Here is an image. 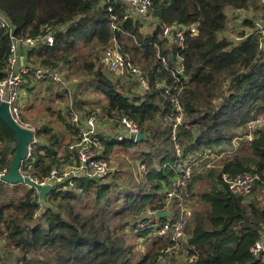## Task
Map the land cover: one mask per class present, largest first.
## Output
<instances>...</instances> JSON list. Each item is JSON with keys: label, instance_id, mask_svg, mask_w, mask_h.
<instances>
[{"label": "trees", "instance_id": "16d2710c", "mask_svg": "<svg viewBox=\"0 0 264 264\" xmlns=\"http://www.w3.org/2000/svg\"><path fill=\"white\" fill-rule=\"evenodd\" d=\"M113 1L0 0V16L7 21L0 26V81L7 74L11 35L40 39L44 26L53 29L54 44L40 40L25 51V64L64 71L60 83L25 79L23 89L27 92L35 86L43 89L40 100L47 104L45 112L40 109L42 113L54 116L51 104L57 100L65 104L66 113L56 112L64 131L55 132L45 122L35 123L37 144L21 171L40 181L53 168L67 163V146L83 127L82 123L78 127L71 124L69 112L78 113L83 120L90 116L82 110L86 98L70 102L73 107L64 101L74 78L104 94L105 102L96 112L102 123L108 117L116 126L126 117L146 137L140 143L134 139L109 143L105 139L104 157L117 149L116 145L128 150L127 146L148 143V151H139L135 157L149 170L134 196H121L117 187L104 179L79 176L73 178L71 188L67 181L55 186L46 197L45 208L32 199L33 190L24 184L10 186L0 181V264H150L156 258L162 238L155 236L141 254L128 245L124 234L129 217L144 211L142 221H149L146 210L162 209L157 188L168 185L177 174L180 158L171 128L162 120L173 113V107L156 87V80L171 87L178 82L181 87L178 99L184 117L176 138L183 158L206 151L220 156L233 149V139L242 138L249 121L264 115V48H259L253 34L259 17L264 18V0H153L147 18L158 24L150 33L141 31L140 20H124L128 5ZM235 13L240 14L235 18ZM227 16L241 29L236 44L225 37L230 25ZM111 24L118 31H113ZM191 24L197 25L198 33L186 35L183 49L178 51L184 71L172 77L169 69L175 65L177 48L168 45L164 32L175 25ZM113 39L146 75L149 93L135 95L128 86L126 91L119 78L103 70L102 54ZM156 46L167 58V69L157 63ZM31 108L27 104L25 111ZM65 131L71 134L68 140ZM239 141L232 154L195 175L189 186L188 200L194 202L187 234L196 259L185 264H264V253L257 257L250 254V248L264 238V125L251 142ZM15 142V135L0 120V168H8ZM154 159L157 169L152 167ZM222 173H251L259 179L244 199L229 192ZM157 198L160 201L155 202ZM164 221L157 223L163 225Z\"/></svg>", "mask_w": 264, "mask_h": 264}, {"label": "built area", "instance_id": "2783aa9c", "mask_svg": "<svg viewBox=\"0 0 264 264\" xmlns=\"http://www.w3.org/2000/svg\"><path fill=\"white\" fill-rule=\"evenodd\" d=\"M110 2V0H103ZM125 2L128 5L127 12L124 15V20L131 18V13H135L140 18H147V14L151 9L153 0H114ZM107 10L112 12V7L108 6ZM114 19V18H113ZM7 25V21L0 16V26ZM113 31H118L116 25H112ZM44 36L38 38H18L15 39L11 35L10 55L7 58V74L6 77L0 81V102H5L8 105L9 112L21 127L29 129L33 134V141L28 146V158L31 156L35 144H37L36 131L37 127L27 121H22V103H23V85L27 77H31L33 81L37 82H54L60 83L63 81L64 71L50 70L45 68H30L26 64L18 65V45H21L24 50L33 49L40 40H43L49 46L54 44L53 29L51 26H44ZM172 44L177 48L176 62L169 70L171 76L175 77L177 73L182 74L184 71V60L181 55H178V51L183 49L184 40L187 34L190 36H196L197 25L191 24L175 25L172 27ZM165 33V32H164ZM257 40L260 49L264 48V18L259 20V23L255 24V30L253 33ZM155 58L157 63L162 68L167 69V58L161 54L160 49L156 46ZM174 58V56H173ZM102 68L109 74L114 75L115 78L121 80V86L130 87L132 92H136L141 96L150 92V85L146 75L143 73L140 67L136 66L131 57L122 51V47L117 39L112 40L111 46L105 50L102 54ZM127 79L128 82L122 81ZM156 87L162 90L163 96L169 101L173 107V113L163 117V122L171 128L172 136L175 137L178 133V129L183 123V109L179 103V93L181 87L178 82L173 87L168 86L164 81L156 80ZM74 112V111H71ZM69 121L72 125L78 127L83 122L81 116L74 112L69 114ZM97 115L88 116L84 122V127L77 129L74 140L67 146L69 156L75 161V165L72 168L59 167L53 168L48 175L42 177L40 181L33 179L30 175V179L34 180L38 184L45 185L50 184L53 188L57 185H61L67 181V187L74 186L73 178L84 176L90 179H104L110 172V160L104 157L105 147L103 141L106 139L109 143L123 142L124 140L134 139L139 133V128L126 117H122L119 122V126L122 130H118L116 133L101 132L99 127L94 126L97 124ZM102 125V124H101ZM264 125V116L249 121L246 126V133L242 138H234L232 141L233 149L235 148L239 139L251 142L254 136ZM100 126V124H98ZM185 129L189 128V125H184ZM177 154L179 156L178 172L174 181L170 182L171 185L168 188H162L163 196L159 203L162 205V209L146 213L149 217V221L155 218L157 212H169V217L164 221L163 225L157 229H161V233L158 236L160 238H166L165 247L160 249L157 259L153 260L150 264H185L186 262H192L196 259L194 254V247L189 243L187 234V225L193 214L192 202L189 198V186L193 181L195 175L202 173L204 169H210L209 165H213L206 161L203 165H200L203 159L209 157H215L216 154H211L210 151L201 153H195L193 155L183 158L180 156L178 145L175 146ZM205 156V157H203ZM1 160V158H0ZM144 167V165H143ZM22 168V167H21ZM8 168H0V176L7 174ZM223 183L227 186L230 193L242 197L244 199L249 198L252 189L258 181L259 177L256 174L243 173L236 175H229L226 173L221 174ZM32 199L40 204L37 192L33 190ZM176 201L174 206L171 203ZM189 202V203H188ZM171 210H174L172 215ZM155 222L158 220L155 218ZM260 253H264V238L258 240L251 248L250 254L253 257H257Z\"/></svg>", "mask_w": 264, "mask_h": 264}, {"label": "rangeland", "instance_id": "374dc122", "mask_svg": "<svg viewBox=\"0 0 264 264\" xmlns=\"http://www.w3.org/2000/svg\"><path fill=\"white\" fill-rule=\"evenodd\" d=\"M236 14L239 15L240 13H235V18L237 16ZM244 14H245V12L243 14H240V16L238 17L239 20H237V21L240 22L241 15H244ZM259 18L262 19L263 18L262 15ZM228 20L230 22V25L228 27L229 29L226 30V36L225 37H226V39L230 40L231 43H235L238 40V39H236L235 36L237 35L238 31H240L241 29L238 26L235 27L234 20L232 19V17L231 18L228 17ZM146 30H147V27H146ZM30 81H32V80H30ZM122 81L125 83V85L128 82L127 79H123ZM70 82H71V85H73V87H75V89H74V91H72L70 89V94L64 97V101L70 105L73 101L78 102V100H80L79 102H81L82 100H84V98H86V100L84 102H87V100H88V102H87L86 106L84 107V109H82V110H87V112L90 115L96 116L97 115L96 112L98 110L100 111V107H99L100 104L105 102L104 94L97 92L92 87H86L87 84H85V85L83 84L84 86L78 84V81L75 78L71 79ZM125 89H126V91L129 90L126 87H125ZM33 90H36L34 92V94H31L32 98H34V99L29 101L27 104H31L32 111H34V114L36 113V114L41 115L42 110H40V109L46 108V104H47L46 102H42L40 100V98L44 96L43 89L42 88H40V89L36 88V86H35L33 89H28V92L25 89H23V93L26 94L25 98H27V94L31 93ZM134 93H135V95H137L136 92H134ZM37 97L39 98V100L41 102H39L37 100ZM74 102H73V104H74ZM25 103L22 105V108H23L22 113H23L24 117L28 120V124L30 123L32 125V127H34L30 117L28 116V113L25 111V107L27 105V104L25 105ZM59 106H60V104H58L56 106H54V104L53 105L51 104V110H55V115L54 116L51 115L52 119H49L48 122H45V123H48L50 125L49 127L52 128V130L55 132H60V131L65 129L64 127H62L59 124V122L56 118V112H62V110H60V109H62V108L64 109L65 104H63L62 107H59ZM71 106H72V104H71ZM44 112H45V110H44ZM82 112H83L82 114L85 115L84 111H82ZM70 113H74V112H69V114ZM46 114L48 115V114H50V112H46ZM97 118H98V122H97V124L94 123V126L99 127L98 124L102 123L103 121H101V119L98 117V115H97ZM103 120L105 122L104 123L105 126H101V128L105 129V132L116 133L118 130H122V127L119 126V124H116V126H115L113 119H110L108 117H104ZM40 123H42V122L40 121ZM246 126H247V124H246ZM245 131H247L246 128H245ZM139 133H140V131H139ZM172 139L174 140L173 136H172ZM243 141H244V139H242L239 142H243ZM177 144H178L177 138L175 137V146ZM147 145H148V143H144L141 145L133 144L130 147L127 146L128 150L118 148L116 145L115 147L117 149H114L112 151V153H111L112 158L109 162L110 172H109L108 176L106 178H104V180L107 183H109L111 186L117 187L121 196L126 197V195H128V196L136 195V193L138 192V189H139V185L142 184L143 182H146V177H147V174L149 172L147 165L143 164L142 161L140 160V158H136L135 155L139 151L147 152L148 151ZM121 147H123V146H121ZM234 150L235 149H232V148L226 149L225 151H223V153H220V156L218 155L219 158L217 156V158L209 157L207 159H203L202 160L203 162L200 165H203L204 163H206V161H208V159L211 160V161H208L211 164H214L215 162L218 163V161H220L219 159L222 156H225V154H227V155L232 154ZM210 153L213 154V152H211V151H210ZM203 157H205V156H203ZM156 162L157 161L154 159V164L152 167L155 169L158 168V165ZM217 163H215V164H217ZM143 165H144V167H143ZM208 165H209V168L214 167L213 165H210V164H208ZM176 167H177L176 171L178 172V165ZM175 178H176V176L172 177L170 179V182L171 181L173 182ZM170 185H171V183H169L168 185H163V187L168 188ZM163 187L157 188V189H160L159 195H160L161 199L163 196V190H162ZM159 200L160 199L157 198V199H155V202H158ZM122 201H124V200L122 199ZM193 202H194V200H192V203ZM174 204H176V201L172 202L171 206H174ZM148 211L149 210H146L145 212L147 213ZM143 212L144 211H141L138 216L129 217V219L125 220V222L127 221V225L124 229V234H125V238H126L125 240H127L128 245H131V248H133L134 251H137L141 254L145 253L146 250L148 249L147 243H151L153 238H155V235H159L161 233V229L157 230L160 226L157 222H155V218H152V220H150V221H142V219L146 218L145 215L142 214ZM166 212H170V211L167 210ZM160 213H162V212H160ZM171 213L173 215L174 210H171ZM169 216L170 215L168 214L166 217H164V220H166L167 217H169ZM166 240H167L166 238L161 239V243H162L161 248L165 247V241ZM160 249L158 250V252L156 254L155 260L157 259V255L159 254Z\"/></svg>", "mask_w": 264, "mask_h": 264}, {"label": "water", "instance_id": "95a60500", "mask_svg": "<svg viewBox=\"0 0 264 264\" xmlns=\"http://www.w3.org/2000/svg\"><path fill=\"white\" fill-rule=\"evenodd\" d=\"M154 22L156 25L158 24L157 21ZM171 31V27L167 28L164 35L165 38L172 43V38L170 36ZM18 50V65L22 66L24 65L23 54L25 53V50L21 45H18ZM170 59H173L172 55L170 56ZM0 120L10 129L16 138L14 152L8 163L7 174L0 176V181L10 186L24 184L31 190H35L37 192L41 206L45 208L47 206L46 197L53 190V186L50 184H38L28 176L21 173L22 164L28 159V146L33 141L32 131L21 127L17 122L14 121L9 112L8 105L5 102H0ZM145 140L146 137L142 133L137 134L134 138L135 143H140ZM168 214L169 212H158L155 214V218L157 220H161Z\"/></svg>", "mask_w": 264, "mask_h": 264}, {"label": "crops", "instance_id": "0c3cea01", "mask_svg": "<svg viewBox=\"0 0 264 264\" xmlns=\"http://www.w3.org/2000/svg\"><path fill=\"white\" fill-rule=\"evenodd\" d=\"M131 18L132 19H137V20H140L141 22H142V28H141V31L142 32H145V33H150V32H152L154 29H155V23H154V21L153 20H151L150 21V19H148V18H140L139 16H137L134 12L133 13H131ZM146 27H147V30H146ZM170 36H172V32L170 33ZM168 41V40H167ZM168 45H170V41H168ZM23 64H25V53L23 54ZM70 89L72 90V91H74V89H75V87H73V85H71V84H69V87H67L66 88V90H67V95H69L70 94ZM25 96H26V94H24L23 93V103H22V105L25 103V105L27 104V102L29 101V100H33L34 98H32V96L31 95H28L27 94V98H25ZM64 103V102H63ZM54 104V106H56V105H58V104H60V106L59 107H62V104L59 102V100H57V101H55V102H53L52 103V105ZM68 106H69V104H68ZM26 108V107H25ZM60 109V108H59ZM43 110H44V108H43ZM62 113H66V109H63L62 108ZM26 112L28 113V116L30 117V119H31V121H32V123L37 127V124H40V121L42 120V118H44L41 122H46V119L49 117V119H52V117H51V115L50 114H46V113H42L40 116H39V114H34V111H32V108L31 109H28V110H26ZM46 115V116H45ZM22 117L24 118V120L25 121H27L28 122V120L24 117V115H23V113H22ZM48 119V120H49ZM86 120H83V122H82V126L84 127V122H85ZM35 123H37V124H35ZM101 126H105V124L103 123L102 125L100 124V126H99V130L103 133V132H105V129H102L101 128ZM65 130V129H64ZM64 130H62V131H64ZM104 134V133H103ZM64 135H65V137H66V139L68 140V139H70L71 138V134H69L67 131H65V133H64ZM62 152L61 151H59V153H58V156L59 157H61L62 155ZM69 154V152H68V150H67V155ZM108 160H111V154L108 156V157H106ZM216 158H217V156H216ZM75 165V161L69 156V158H68V161H67V163L65 164V165H63V167H66V168H72L73 166Z\"/></svg>", "mask_w": 264, "mask_h": 264}]
</instances>
